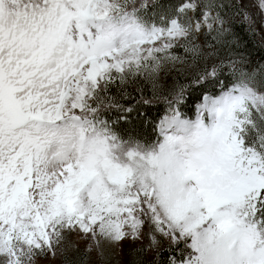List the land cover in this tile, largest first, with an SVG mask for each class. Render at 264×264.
I'll return each mask as SVG.
<instances>
[{"label": "snow or ice", "instance_id": "1", "mask_svg": "<svg viewBox=\"0 0 264 264\" xmlns=\"http://www.w3.org/2000/svg\"><path fill=\"white\" fill-rule=\"evenodd\" d=\"M145 6L0 0V264L78 242L94 264L91 253L102 260L106 246L144 237L139 251L156 257L142 264L165 242L178 252L168 264H264V66L222 55L235 43L224 0H183L163 26L139 15ZM248 7L236 0L233 15L254 32ZM251 7L264 27V0ZM200 34L211 40L201 46ZM173 71L188 82L165 89L161 74ZM133 85L137 103H165L153 142L115 129L135 111L121 103ZM192 92L194 119L181 111Z\"/></svg>", "mask_w": 264, "mask_h": 264}, {"label": "trees", "instance_id": "2", "mask_svg": "<svg viewBox=\"0 0 264 264\" xmlns=\"http://www.w3.org/2000/svg\"><path fill=\"white\" fill-rule=\"evenodd\" d=\"M224 2L226 4L225 11L228 13L226 19L229 20L232 32L228 39L234 40L235 43L225 47L222 51V55L227 56L229 51H231L237 56L243 57L247 61L245 67L248 70L251 71L253 69L261 68L264 66V34L259 31V26L255 23V21V31L253 32L249 30L250 25L244 21L242 14L233 15L236 0H224ZM182 3L183 0H136L138 7L140 4L146 5L140 10L139 15L146 22L154 23L159 26H163V23H166L167 19L176 15V10ZM228 3H231L233 8L229 9L227 7ZM161 17L164 18V22L161 21ZM205 40H211V37H205L202 34L198 35L197 43L201 44V46L204 45ZM174 51L179 55H183L182 50L179 48ZM190 71H194V69ZM220 80L230 86L232 77L228 74L227 70H225L220 76ZM160 82L165 85L166 89L173 83L178 82L180 84H184L188 81L184 76H181L173 71L162 73ZM138 83L143 88L144 95L146 97H151L152 92L150 85L144 83L142 80L138 81ZM127 91L131 93L134 99L121 100V103L125 105H135V111L128 115L126 121L120 120L115 125L116 131L125 138L132 135L144 142L155 141L158 138L156 125L159 123L166 111L164 101L162 99L154 100L151 105H144L143 103H137L140 97L135 85L128 87ZM209 91L211 94L217 95L220 92V88L210 85ZM110 93L112 95H117V88L115 86L111 87ZM197 95H199L198 92H192L189 96L188 102L181 107V111L185 114L186 118H195L194 104L196 102ZM118 116L119 113L116 112L105 114L106 119L112 120H116ZM251 139H254V134L252 133H250L249 137L246 138V145L251 146ZM165 248H167V245L160 250L159 259L156 260V264H168V257L170 254L178 255L177 251L164 250ZM178 248H183V244L179 245ZM131 256L132 259L129 260V264H131V262L133 263V260L136 264H142V262L149 261L144 251L138 250V252L133 253ZM155 257L156 254L153 256L152 260L155 259ZM62 260H64L62 264H67L66 257H62Z\"/></svg>", "mask_w": 264, "mask_h": 264}, {"label": "rangeland", "instance_id": "3", "mask_svg": "<svg viewBox=\"0 0 264 264\" xmlns=\"http://www.w3.org/2000/svg\"><path fill=\"white\" fill-rule=\"evenodd\" d=\"M253 0H248V10L252 13L255 23L259 26V31L264 34V27H262V18L258 15L257 10L254 7H251ZM149 241L147 237L142 238L139 241L132 242L129 240H125L121 245L117 247H105V255L101 260L99 259L95 252L90 254V259L94 262V264H129V260L132 259V254L138 252V250L143 246L146 247ZM167 245L165 242L164 247ZM86 247V242H78V247L75 251H67L64 254H61L59 250H57L56 256H52L48 254L44 257L37 258L35 264H62L64 260L62 257H66L67 264H82L84 260V249ZM155 252L148 250L145 252V255L148 260H152ZM131 264H136V262Z\"/></svg>", "mask_w": 264, "mask_h": 264}]
</instances>
